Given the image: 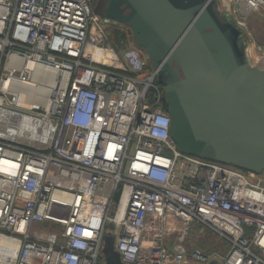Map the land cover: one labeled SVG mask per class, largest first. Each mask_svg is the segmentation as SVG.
<instances>
[{
  "label": "built area",
  "instance_id": "1",
  "mask_svg": "<svg viewBox=\"0 0 264 264\" xmlns=\"http://www.w3.org/2000/svg\"><path fill=\"white\" fill-rule=\"evenodd\" d=\"M91 2L0 0V264H101L109 226L124 264H264V172L179 151L157 71ZM222 2L248 40L264 0Z\"/></svg>",
  "mask_w": 264,
  "mask_h": 264
},
{
  "label": "water",
  "instance_id": "2",
  "mask_svg": "<svg viewBox=\"0 0 264 264\" xmlns=\"http://www.w3.org/2000/svg\"><path fill=\"white\" fill-rule=\"evenodd\" d=\"M216 5L217 0H104L102 17L125 25L157 71L179 151L261 173L264 60L249 62L241 31ZM111 229L103 237L101 264H124Z\"/></svg>",
  "mask_w": 264,
  "mask_h": 264
},
{
  "label": "rangeland",
  "instance_id": "3",
  "mask_svg": "<svg viewBox=\"0 0 264 264\" xmlns=\"http://www.w3.org/2000/svg\"><path fill=\"white\" fill-rule=\"evenodd\" d=\"M104 0H92L90 7L93 14L97 15L100 18L102 17ZM219 4L223 5L222 0H218ZM216 9L219 15L223 19L231 20L229 14L226 11L221 14L218 6ZM249 28L251 35L248 37V40L244 37L241 38L242 47H246L247 53L249 54L250 59L254 62L264 60V11L260 10L257 13H252L249 17ZM105 30L107 33L108 39L116 46L117 49H122L125 47L134 46L131 36L128 34L127 27L125 25H106ZM247 44V46H246ZM252 63V62H251ZM6 134L8 137H13L14 131H0ZM50 227L49 224H34V229H42ZM185 245L190 250L192 248L198 247L203 251H218L221 254H224L228 248V242L223 238L219 237L216 233L211 232L207 228L204 231L198 229L197 225H192L188 234L186 236Z\"/></svg>",
  "mask_w": 264,
  "mask_h": 264
},
{
  "label": "bare ground",
  "instance_id": "4",
  "mask_svg": "<svg viewBox=\"0 0 264 264\" xmlns=\"http://www.w3.org/2000/svg\"><path fill=\"white\" fill-rule=\"evenodd\" d=\"M3 241H4L3 238L0 239V243H1V244L4 243ZM14 249H15V246L12 245V244H9L8 247H7V249H6V251H5V250H4V251L7 252V253H11V254H12V253L14 252Z\"/></svg>",
  "mask_w": 264,
  "mask_h": 264
},
{
  "label": "crops",
  "instance_id": "5",
  "mask_svg": "<svg viewBox=\"0 0 264 264\" xmlns=\"http://www.w3.org/2000/svg\"><path fill=\"white\" fill-rule=\"evenodd\" d=\"M259 10L254 11L253 13H257Z\"/></svg>",
  "mask_w": 264,
  "mask_h": 264
},
{
  "label": "flooded vegetation",
  "instance_id": "6",
  "mask_svg": "<svg viewBox=\"0 0 264 264\" xmlns=\"http://www.w3.org/2000/svg\"><path fill=\"white\" fill-rule=\"evenodd\" d=\"M111 25H114V24L111 23ZM133 44H134V43H133ZM134 46H135V45H134ZM141 54L144 55L142 52H141Z\"/></svg>",
  "mask_w": 264,
  "mask_h": 264
},
{
  "label": "trees",
  "instance_id": "7",
  "mask_svg": "<svg viewBox=\"0 0 264 264\" xmlns=\"http://www.w3.org/2000/svg\"><path fill=\"white\" fill-rule=\"evenodd\" d=\"M117 197V196H116Z\"/></svg>",
  "mask_w": 264,
  "mask_h": 264
}]
</instances>
